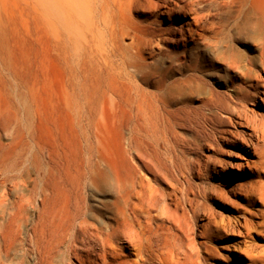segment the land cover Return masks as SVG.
Returning <instances> with one entry per match:
<instances>
[{
  "label": "bare ground",
  "instance_id": "bare-ground-1",
  "mask_svg": "<svg viewBox=\"0 0 264 264\" xmlns=\"http://www.w3.org/2000/svg\"><path fill=\"white\" fill-rule=\"evenodd\" d=\"M200 1L69 0L71 39L80 46L98 38L105 61L114 55L111 68L130 84L120 100L133 113V170L92 173L91 187L113 197L98 205L75 200L56 230V258L225 264L221 251L234 243L241 264H264V245L255 241L264 235V0H233L235 24L231 9L209 20L214 14L199 9ZM39 3L43 12L44 0ZM245 38L257 43L258 56L236 50L235 39ZM151 82L153 88L143 85ZM242 152L258 158L247 159L241 180L225 181L218 167L240 169L233 159ZM78 195L84 198L83 188Z\"/></svg>",
  "mask_w": 264,
  "mask_h": 264
},
{
  "label": "rangeland",
  "instance_id": "rangeland-1",
  "mask_svg": "<svg viewBox=\"0 0 264 264\" xmlns=\"http://www.w3.org/2000/svg\"><path fill=\"white\" fill-rule=\"evenodd\" d=\"M230 1L201 0L197 7L214 14L209 20H219L231 9L230 23L235 24L239 4ZM39 2L0 0V264H77L75 258L55 256V234L63 216L75 200L98 205L101 199H112L111 192L91 187L92 173L107 170L127 176L133 170V113L129 102L120 100L130 84L122 83L117 67L111 68L115 56L105 61L98 38L93 44L80 40L82 50L78 38L77 43L71 39L69 0H44L43 12ZM161 15V26L167 27L168 15ZM148 17L153 20L155 15ZM135 18L142 23L148 19L142 14ZM235 40L240 53L258 56L257 43ZM158 56L162 66L164 59ZM210 57L206 52L205 58ZM259 75L264 79V71ZM143 85L153 88L152 82ZM240 154L233 159L240 169L218 167L225 181L241 180L247 159L258 158ZM211 178L220 182L217 175ZM82 188L84 198L78 195ZM255 241L264 245V235ZM221 254L225 264L242 263L234 243Z\"/></svg>",
  "mask_w": 264,
  "mask_h": 264
}]
</instances>
